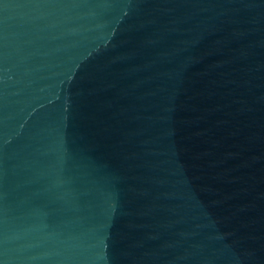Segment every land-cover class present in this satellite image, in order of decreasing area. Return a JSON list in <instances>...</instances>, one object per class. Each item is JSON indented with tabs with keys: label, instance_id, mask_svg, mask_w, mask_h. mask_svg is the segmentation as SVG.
Instances as JSON below:
<instances>
[{
	"label": "water",
	"instance_id": "obj_1",
	"mask_svg": "<svg viewBox=\"0 0 264 264\" xmlns=\"http://www.w3.org/2000/svg\"><path fill=\"white\" fill-rule=\"evenodd\" d=\"M0 264H264V0H0Z\"/></svg>",
	"mask_w": 264,
	"mask_h": 264
}]
</instances>
